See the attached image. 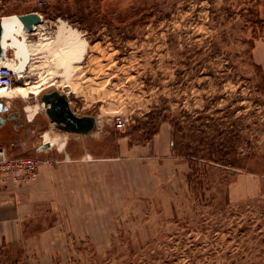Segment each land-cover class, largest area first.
<instances>
[{
  "label": "rangeland",
  "instance_id": "rangeland-1",
  "mask_svg": "<svg viewBox=\"0 0 264 264\" xmlns=\"http://www.w3.org/2000/svg\"><path fill=\"white\" fill-rule=\"evenodd\" d=\"M31 12L44 23L13 86L41 95L9 106L28 116L58 90L98 127L30 132V145L59 140L49 155L0 141L56 160L45 167L61 220L31 259L19 243L0 264H264V0H0V18ZM77 158L83 178L58 186L62 159Z\"/></svg>",
  "mask_w": 264,
  "mask_h": 264
},
{
  "label": "crops",
  "instance_id": "crops-1",
  "mask_svg": "<svg viewBox=\"0 0 264 264\" xmlns=\"http://www.w3.org/2000/svg\"><path fill=\"white\" fill-rule=\"evenodd\" d=\"M43 109H45L43 103L42 105L34 107H26V111L28 113V116L26 115V119L31 124L30 132H33V135L41 132V126H49L53 128L55 126L47 115H44L42 120L39 122L36 120L37 115ZM33 123L34 125L32 126ZM21 132L22 131H19L20 135H18L19 139L17 141L19 151H28L37 147L38 153L49 155L51 147L44 149V144L49 142H51V146L59 144V140L57 138H52L48 133H46L44 134L43 142L38 144L35 140L34 143L30 145L31 134L27 135L30 136L29 138H26L27 136L23 138V136H21ZM94 133L95 132L86 135H93ZM170 146L174 148L173 141L170 142ZM167 153L169 152L164 154ZM51 157L56 158L55 156ZM37 158L40 159V157ZM47 158L49 157L41 159ZM61 158H64V156H61ZM83 161V159L79 158L62 159V163L59 166V172L63 169H66L67 172L65 178H60L61 182L58 183V186L69 181L68 178H71V180H78V178H73V173L82 179L83 172L80 175L78 171H82V169L84 171L82 164ZM42 166H44L42 167V174L37 182L33 183L32 181L26 185L28 187L24 188L25 186H23V188L21 187L22 189L10 188V190H6L5 188L4 190L6 191L0 190V248H5L13 243H20V245H23L27 252V256L30 259L37 254L35 253L37 252L36 249L38 245L43 244L44 238L48 235L47 233H49L52 229L57 228V225L61 222V220L57 222L53 221L57 217V212L55 211L57 209L56 203L53 202V199L55 198L53 195L56 194L54 191H57V184L51 180V175L49 177L51 172L47 169V167H45L46 165ZM68 170L70 171L69 174ZM75 206L76 207L74 209L79 211L81 215L83 212L86 214L88 211V209H84L82 207V204ZM74 214L76 215V213Z\"/></svg>",
  "mask_w": 264,
  "mask_h": 264
},
{
  "label": "water",
  "instance_id": "water-1",
  "mask_svg": "<svg viewBox=\"0 0 264 264\" xmlns=\"http://www.w3.org/2000/svg\"><path fill=\"white\" fill-rule=\"evenodd\" d=\"M14 16L18 22H21L25 32L28 33H34L37 31V27L44 23L43 16L38 12ZM14 16L0 18V58H9L6 41L15 33L10 28L11 18ZM41 102L44 104L47 116L63 132L86 135L95 132L98 127V119L96 117L77 115L71 108L67 95L62 94L58 90L42 94ZM49 147H51V144L45 143L43 148L47 149Z\"/></svg>",
  "mask_w": 264,
  "mask_h": 264
},
{
  "label": "built area",
  "instance_id": "built-area-1",
  "mask_svg": "<svg viewBox=\"0 0 264 264\" xmlns=\"http://www.w3.org/2000/svg\"><path fill=\"white\" fill-rule=\"evenodd\" d=\"M20 76L13 71L11 63L0 65V86L11 87ZM119 129L126 127V123L118 120ZM56 163L52 159L34 157H12L4 145H0V190L2 188H21L33 181L38 168L42 165L53 167Z\"/></svg>",
  "mask_w": 264,
  "mask_h": 264
},
{
  "label": "bare ground",
  "instance_id": "bare-ground-1",
  "mask_svg": "<svg viewBox=\"0 0 264 264\" xmlns=\"http://www.w3.org/2000/svg\"><path fill=\"white\" fill-rule=\"evenodd\" d=\"M9 16H5V17H10ZM14 16V15H13ZM42 26V25H39ZM39 26L37 28H39ZM10 28H12L15 33L11 38H8L6 41V45L8 46V50L9 53L11 52V48L13 46L16 47V54L17 57L19 58V63H16V65L14 63L11 62L10 57L9 58H0V65L4 64V63H11V67L13 68V71H15L19 76H21V74L24 72L25 68H26V62L29 60V51H30V45H27V36L31 35V34H37V31H35L34 33H28L25 32L23 25L21 24V22H18L15 19V16L11 18V25ZM18 33H22V39H19L16 34ZM69 44L72 46V44H74L73 41H69ZM69 49L72 51V48L69 47ZM69 51V53L71 52ZM28 63V62H27ZM22 77H19L17 80H22ZM14 84V83H13ZM52 85H50L49 87H51ZM42 86L40 87L35 86V88H31V87H25V86H17L14 87L13 85L11 87H4V86H0V100H3L7 103V105L9 106L11 101H15V99L17 98H24V99H28L31 98L33 96H40L41 95V89ZM51 144V142H49ZM41 159V158H40ZM49 159V158H47Z\"/></svg>",
  "mask_w": 264,
  "mask_h": 264
},
{
  "label": "flooded vegetation",
  "instance_id": "flooded-vegetation-1",
  "mask_svg": "<svg viewBox=\"0 0 264 264\" xmlns=\"http://www.w3.org/2000/svg\"><path fill=\"white\" fill-rule=\"evenodd\" d=\"M20 108L11 109L3 100H0V141L12 145L21 136H27L31 131V124L27 121ZM17 144V143H16Z\"/></svg>",
  "mask_w": 264,
  "mask_h": 264
},
{
  "label": "trees",
  "instance_id": "trees-1",
  "mask_svg": "<svg viewBox=\"0 0 264 264\" xmlns=\"http://www.w3.org/2000/svg\"><path fill=\"white\" fill-rule=\"evenodd\" d=\"M63 6L60 8V7H56V10L58 11V12H60L61 13V15L64 17L65 15H68V13H70V9L68 10L69 12H64L63 10ZM82 10V9H81ZM79 11V13H80V15H76V17H77V21H79L80 23H81V25L83 24L84 25V23H85V21L87 20L86 19V14H84L82 11ZM86 25V24H85ZM85 27H87L86 29L88 30V32L89 31H92V30H90V29H92V26H85ZM15 84V83H14ZM216 162L217 163H221V160L220 159H216ZM196 173V171L193 169V174L191 175L190 174V177L191 178H193L194 176V174ZM192 182V181H191ZM19 245V243H13L12 244V246H18ZM20 255H22V254H20Z\"/></svg>",
  "mask_w": 264,
  "mask_h": 264
}]
</instances>
